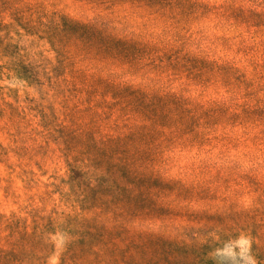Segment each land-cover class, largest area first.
<instances>
[{
    "label": "rangeland",
    "instance_id": "1",
    "mask_svg": "<svg viewBox=\"0 0 264 264\" xmlns=\"http://www.w3.org/2000/svg\"><path fill=\"white\" fill-rule=\"evenodd\" d=\"M0 264H264V0H0Z\"/></svg>",
    "mask_w": 264,
    "mask_h": 264
}]
</instances>
